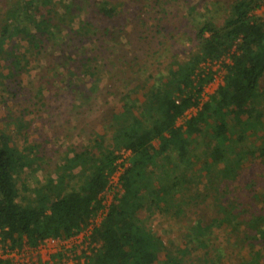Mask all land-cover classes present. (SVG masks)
<instances>
[{
  "label": "trees",
  "instance_id": "obj_1",
  "mask_svg": "<svg viewBox=\"0 0 264 264\" xmlns=\"http://www.w3.org/2000/svg\"><path fill=\"white\" fill-rule=\"evenodd\" d=\"M174 1L24 0L0 16V103L7 108L6 124L0 125L5 246L36 249L46 240L81 234L102 211L117 152L126 149L132 155L120 180L123 192L93 230L86 264H226L234 245L211 243L214 227L223 226L228 238L238 234L236 247L249 250L247 258L240 262L238 254L235 262H264V194L261 198L255 191H264V17L256 15L264 0H234L222 24L214 18L199 26L185 22L195 50L183 62H172L164 44L174 38L169 24L163 25ZM149 10L155 13L146 19ZM195 12L190 8L189 15ZM131 33L146 58L143 52L140 58L130 54L120 63L127 76L116 78L108 92H97L108 55L118 61L130 53L122 38ZM33 63L38 64L36 94L26 86ZM212 63L223 65V84L202 104L203 91L214 80V72L204 66ZM76 79L93 84L77 85ZM65 96L75 108L96 99L89 104L93 107L102 97L111 114L84 145L65 154L56 180L31 188L24 175L38 172L45 155L29 132L42 120L43 109ZM108 97L118 99L114 106ZM191 110L197 113L178 125ZM16 139H23L22 148ZM244 194L260 207L256 204L255 213L240 221L247 215L239 213ZM210 204L217 217L208 225L200 220L186 232L184 227L186 246L178 251L149 227L157 216L181 224L190 207Z\"/></svg>",
  "mask_w": 264,
  "mask_h": 264
},
{
  "label": "rangeland",
  "instance_id": "obj_2",
  "mask_svg": "<svg viewBox=\"0 0 264 264\" xmlns=\"http://www.w3.org/2000/svg\"><path fill=\"white\" fill-rule=\"evenodd\" d=\"M21 4H24V0H0V16L5 14L13 5H15L17 2ZM234 0H175L172 4L171 7L168 10V16L165 18L166 20L164 21L163 25H168V31L172 32V35L174 36L173 39L170 40L169 43H164L165 45L168 46L169 51L173 54V58L170 57V60L175 61L179 60L181 62L185 61L187 57L190 55L192 51L195 50L193 45L189 42L188 37L189 34H186V29H185V22H195L198 23L196 24L199 26V24H202L205 21H210L212 18L217 21L218 24H222L225 18L228 15V7L232 4ZM190 8H196V12L190 16L189 15V10ZM165 10H167V7H165ZM152 13H155L154 10H149L148 15L145 16L146 19L151 15ZM256 15L259 17H264V9L261 11H257ZM163 14L161 13L159 17H162ZM125 50L129 51L130 53L124 54V57L121 56L119 60H115L113 56L107 57V67L105 68V71L101 73L100 79L101 83L98 84V90L97 92L101 93L103 92H108L107 90L111 88L112 82H115L116 78H124L127 76L128 70H125L123 66L120 64L123 62V60H129V56L132 53H136L139 56L140 52H143L145 58H146V50L141 49L140 46L136 45V38L133 35V33L130 34V37L127 38L126 36L122 38ZM131 40V41H130ZM163 42V41H162ZM147 49V48H146ZM158 49H162V44L158 46ZM131 50V51H130ZM148 51V50H147ZM149 52V51H148ZM153 52H151L152 54ZM229 59L225 60V64H228ZM43 63L40 64V66ZM38 64H32L31 67V74L29 77H27V91L32 92L33 94L37 93L38 90ZM223 65L221 63H212L204 66L207 70L205 72H214L213 76V81L209 83L201 96L202 98V104L205 103L210 96H212L218 87L223 84V77H224V70H223ZM59 72L65 75L63 69L57 68ZM133 75V74H129ZM144 75V74H143ZM70 77L69 74L65 75V78L68 79ZM56 80H58L59 76L54 77ZM135 77L132 76L130 78V81L134 80ZM117 80V79H116ZM54 87L59 88V82L54 81ZM76 84L79 85H85V87H90L92 86V82L89 79H76ZM111 84V85H110ZM120 84V83H119ZM117 85V83L115 84ZM107 87H109L107 89ZM107 89V90H106ZM261 93L264 96V79L262 80L261 83ZM122 91V90H121ZM120 91V92H121ZM49 92H47L46 96H48ZM109 96V93L107 94ZM112 103L110 106H114L117 102L118 99L113 100V98L108 97ZM59 100V99H58ZM97 100H99L100 103H97L95 106L89 105L90 103L96 101L91 100L89 104H85L83 106H79L75 108L73 104H70L71 100H69V97L67 98L62 97L60 99V103H58L60 106L57 105H52L50 109H43V115H42V120L39 122H35L33 125V131L29 132L30 140L33 141V144H41L43 149V154L44 160L40 161L41 164V169H39L38 172L33 173L34 171L31 172H26L24 175V183L29 185L31 188L38 186V185H45L49 178L52 179H57L58 175V168L62 164V159L65 156V154L69 151H71V148H78L86 143V136L89 135V133L96 128H100V122L105 120L107 116L109 117L111 114V111L108 109V107H105L101 104L102 102V97H97ZM56 106H58L57 109H54ZM18 109L16 106L14 110ZM53 109L55 110L53 113V116L50 114ZM6 110L7 108L3 103H0V125L2 127L5 126L6 124ZM34 110V108H33ZM112 110V108H111ZM264 111V109H263ZM197 111H190L189 115L191 116L192 114H196ZM104 117V118H103ZM30 118H34L33 116ZM30 118H27L29 120ZM187 119V116L184 118ZM183 120H180L178 122V125L183 124ZM10 129H14V126H10ZM39 130L41 133L36 132ZM10 133H12L10 131ZM16 134V133H15ZM24 134V133H23ZM22 136V135H21ZM20 136V137H21ZM16 145L19 148H22L23 146V139H16L15 140ZM156 147L159 145L158 142L154 144ZM118 153V152H117ZM73 155V154H72ZM35 169V167L33 168ZM256 174V171L253 173H250L247 175L248 179L252 177L253 174ZM245 179V178H244ZM243 179V180H244ZM256 195L262 196L264 194V191L258 187L255 189ZM121 192L116 193L120 194ZM115 195V196H116ZM115 196H112L110 194H105L104 195V201H112ZM116 196V197H117ZM244 199L246 201L245 203H242L240 201V214L241 213H247L245 217H242L240 215V221H244L250 217V214L253 212L255 213L256 209V204L257 208L258 206L260 207V204L256 201H249L250 197H247L245 194L243 195ZM253 197V196H252ZM262 198V197H261ZM114 200V199H113ZM233 200V199H232ZM190 211V212H189ZM188 211V215L185 218L186 220H183L182 223H177L173 219L169 218H162L160 216L155 217L153 221L149 223V227L152 230V232L161 240H163L166 244L170 245V247L174 245V247H178L175 249V251H178L177 249H182L185 248L186 242L183 241L182 239V233L184 227V232H186L190 226H194V224H198L200 220H203L204 225L210 224V222L217 217L216 212L214 209L211 207L206 208L203 205H201L199 208L196 207H190ZM192 224V225H190ZM232 226L228 227V231L233 230L231 228ZM214 233H212L211 238L213 243L212 247H219L220 245H224L230 243L231 246L234 245V249L232 250V259L227 261L226 264H240L234 261L236 259V255L238 256L239 254V261L241 262V259L247 258V254L249 250L247 248L245 249H240L239 247L235 246V241L237 240V233H233L230 235L228 238L226 236L225 231V226L221 227H214ZM246 227H241L242 232H245ZM81 240H77L74 243H71V245H68V248H73V250L76 252V255L81 250ZM83 246L85 248L86 244H89L86 241H84ZM212 245V244H211ZM193 245H191L192 247ZM85 250V249H83ZM88 251L86 253L89 254L90 251V245L88 246ZM174 252V251H173ZM85 252H81V257L78 256L76 259H80L78 264H85L84 260V255ZM73 254V253H72ZM41 256V255H39ZM57 256V255H56ZM43 258L44 260L50 259L49 256H47L45 253H43ZM27 259L31 260L32 256L31 254L27 255ZM56 262V264H75V260L71 261V258H68L66 256H61L57 257L56 259L53 260ZM192 262L190 261L187 262L186 264H191ZM264 264V262L262 263Z\"/></svg>",
  "mask_w": 264,
  "mask_h": 264
},
{
  "label": "built area",
  "instance_id": "obj_3",
  "mask_svg": "<svg viewBox=\"0 0 264 264\" xmlns=\"http://www.w3.org/2000/svg\"><path fill=\"white\" fill-rule=\"evenodd\" d=\"M194 111V110H191ZM187 116V119H189L191 116L189 115V112L185 115ZM184 117V118H185ZM187 119H182L183 121ZM180 121V120H179ZM178 121V122H179ZM131 151L129 150H121L117 153V161H116V171L114 174L109 178V186L107 188L106 193L110 194L112 196H115L116 193L121 192L118 194V197L122 194L123 190L120 185L121 177L123 176L125 170L129 167V161L131 159ZM105 193V194H106ZM117 196V195H116ZM115 196V198H116ZM115 198H113L115 200ZM112 201H103V209L100 212L99 216L91 222V224L86 228L81 234H79L76 237H73L69 240H55V239H49L46 240L44 243H42L38 248L36 249H30L28 247H25L21 250L15 249L12 250L9 247L5 246L2 242V235L0 232V261H8L9 264H56V262L53 261V257L56 255L66 256L68 258H71V261L75 260V264H78L79 260L76 259V257H81V252H85L84 260L85 264L87 261V258L92 254L94 245L91 244V235L93 230L96 227H99L102 223L104 217L106 216L108 209L110 205L113 203ZM81 240V250L78 253L77 256L76 252L73 250V248H68V245H71V243H74L77 240ZM89 244H86L85 248L83 246V242L86 241ZM90 245V251L89 254L86 253L88 250V246ZM85 249V250H83ZM43 253H45L47 256H49L50 259L44 260ZM73 253V254H72ZM31 254L32 259H27V255ZM41 255V256H39Z\"/></svg>",
  "mask_w": 264,
  "mask_h": 264
}]
</instances>
